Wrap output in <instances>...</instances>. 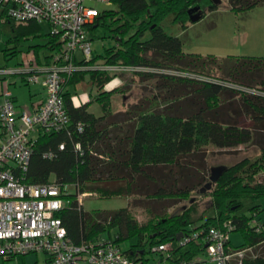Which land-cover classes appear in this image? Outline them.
Returning a JSON list of instances; mask_svg holds the SVG:
<instances>
[{"label": "trees", "instance_id": "1", "mask_svg": "<svg viewBox=\"0 0 264 264\" xmlns=\"http://www.w3.org/2000/svg\"><path fill=\"white\" fill-rule=\"evenodd\" d=\"M111 3L114 8L101 10L88 29L94 33L101 27L118 46L105 49L102 56L94 55L89 66L104 60L106 66L173 69L205 80L133 73L141 79H155V92L114 115L111 97L120 91L103 90L111 81L108 73L91 69L75 72L69 84L83 83L88 76L89 84L98 89L95 101L103 116L89 113L88 103L74 106L71 96L65 94L68 126L39 135L23 182L46 184L53 177V182L62 188L73 186L74 192L60 197L67 205L56 213L68 239L79 245L104 235L111 238L114 230L123 253L141 264H148V253L158 254V264L163 257L153 249L165 244L172 245L165 264H189L202 258L206 237L212 230L228 229V246L234 250L252 251L263 245L264 221L259 225L253 222L264 218V205L258 202L264 200V180L256 177L264 170V141L257 158L244 156L221 166L224 169L215 183L211 182L212 168L207 164L206 150L253 145L256 133L264 132V57L220 58L185 53L181 39L168 35L163 22L170 18L172 24L185 31L193 24L190 11L194 8L204 18L226 3L231 12L241 14L264 5V0H221L220 4L213 0ZM0 23L8 24L13 32V46L4 53L6 60L16 56L22 42L44 41L27 51L39 63L60 46L56 36L44 32L43 24L15 22L8 18L6 8L0 7ZM42 49L46 55L41 54ZM76 64L83 65L82 61ZM241 117L251 121L253 127L241 126ZM61 144L63 150L59 149ZM47 153L52 157L45 158ZM15 173L20 177L19 171ZM197 191L207 195L208 201L199 203L194 199L192 195ZM84 193L103 197L137 195L157 202L176 200L187 204L178 213L162 214L139 224L128 207L84 212L78 203V196ZM235 232L243 239L237 247L230 242V235ZM187 236L196 237L185 248L178 246V241ZM242 264H264V255L247 253Z\"/></svg>", "mask_w": 264, "mask_h": 264}, {"label": "built area", "instance_id": "2", "mask_svg": "<svg viewBox=\"0 0 264 264\" xmlns=\"http://www.w3.org/2000/svg\"><path fill=\"white\" fill-rule=\"evenodd\" d=\"M110 2L111 0H0V7L6 8L8 18L15 22L35 21L46 24L60 44L47 60L40 63L32 59L22 62L18 67H0V80L5 81L6 85L0 95V264H7L17 256L30 254L44 255L42 262L36 261L34 264H141L127 257L113 236L73 244L68 239L61 220L56 217V213L67 205L60 198L67 193L66 187L62 188L55 182H23L39 135L59 132L68 126L65 90L75 72L92 68L89 65L94 55L88 26L101 11L92 4L107 5ZM78 54L81 55L80 59ZM76 61H82L83 65H77ZM106 67L129 73L168 74L166 70H169ZM182 74V77L193 76ZM10 77L21 79L27 86L40 85L45 92L44 102L34 111L17 112L9 90ZM196 79L205 80L199 77ZM73 102L76 104L74 98ZM59 149L63 150L64 145L61 144ZM44 157L51 158L52 155L47 153ZM16 171L20 172V177L16 176ZM228 231H210L206 237L205 255L189 264H231L232 260L236 264H242L245 251L250 249L230 248ZM195 237L180 239L178 246L185 248ZM171 250V244L153 249L163 257L158 264H165Z\"/></svg>", "mask_w": 264, "mask_h": 264}, {"label": "rangeland", "instance_id": "3", "mask_svg": "<svg viewBox=\"0 0 264 264\" xmlns=\"http://www.w3.org/2000/svg\"><path fill=\"white\" fill-rule=\"evenodd\" d=\"M92 5L100 10L114 8L111 2L107 5L98 3H93ZM170 20V18H167L163 22L164 30L168 35L181 39L185 53L200 54L203 56L213 55L220 58L227 56L264 57V5L258 6L246 13L234 14L227 8L226 3H224L217 11L206 13L200 21L190 24L185 31L179 25L172 24ZM42 27L45 33L50 32L48 25L43 24ZM90 34L93 55L97 57L104 55L105 49L118 46L117 42H114L110 37V34L106 33L101 27ZM12 37L13 32L10 26L0 23V66L7 68L18 67L23 62L30 46L44 43L40 39L22 42L18 45L17 49L19 52L16 56L6 60L4 53L6 49L13 46L10 43ZM41 54L46 55L47 51L42 49ZM91 67V70H100L108 73L111 78V83L108 88L119 89L120 92L111 97V108L114 113H117V111H126L136 102L141 101L144 97H148L150 93L153 94L155 92L153 88L155 79L145 80L141 79V77L134 76L133 73L116 71L111 69V67H106L104 60H98ZM166 72L168 74L183 75L173 69L166 70ZM194 77L198 78L197 76H192V78ZM2 82L4 84L5 81L0 80V94L2 93ZM9 83L10 92L17 95L20 101L28 98L30 91H36L38 87L37 85L26 86L15 77H10ZM89 85L86 83L81 84L79 85V89L87 93L89 92ZM78 95L81 97L80 93ZM89 111L97 112L101 111V108L96 103L90 107ZM239 123L246 128L253 127V123L244 117L240 118ZM262 140L264 141V132H257L254 140L255 144L253 145H243L231 149L208 147L206 150V155H209L207 164L210 168H218L231 165L244 156L255 159L259 156V148L263 145ZM256 177L258 181L264 180V170L259 172ZM110 187L113 189L115 185ZM73 190V188L69 187L66 192L67 194L68 192L72 193ZM192 197L197 199L199 203H205L209 199L207 195H200L198 191L194 192ZM81 199H83L82 209L84 212H91L93 210L111 212L127 206L139 224H146L150 219L162 214L178 213L187 204V202L179 203L176 200L157 202L137 195L103 197L97 194ZM258 202L264 205V200ZM263 221L264 218H261L257 222H253V224L259 225ZM111 235L114 237V230L111 232ZM105 237L107 236L104 235ZM230 242L234 247L240 246L243 243L241 234L237 232L231 233ZM124 247H127V245H122V248ZM247 253L249 255H264V244L252 251H245L244 255H247ZM146 258L148 259V264H156L158 254L148 253ZM43 260V254H30L27 256H17L16 259H13L7 264H34L36 261L42 262ZM232 263L234 264L236 261L232 260Z\"/></svg>", "mask_w": 264, "mask_h": 264}, {"label": "crops", "instance_id": "4", "mask_svg": "<svg viewBox=\"0 0 264 264\" xmlns=\"http://www.w3.org/2000/svg\"><path fill=\"white\" fill-rule=\"evenodd\" d=\"M78 56H79V59H80L81 58V55L78 54ZM27 59L29 61V60H32V59H35V58L33 57V54L29 52V53H27V55L23 59V62L24 61H27ZM18 80L22 84H24L21 81V79H18ZM85 83L86 84H89V78H88V76L85 78V81L83 83H80V84H77V85H70L69 84L67 86L66 90H65V94H69L71 96L72 102H73V98L75 99L76 104L73 102L74 106L79 107V105L88 103L89 104V107H88V112L89 113H92L95 117H101V116H103L102 109H101V111H97V112L89 111L90 110V107L93 104H96L97 103L95 100H96V97L99 94V92H98V89L96 87L92 86V85H89L90 88H89V92H87V93L84 92V91H82L81 89H79V85L85 84ZM108 84H110V83H107L104 86V89L103 90H105V91L113 90L112 88H108V86H109ZM37 86L38 87H37L36 91H33V92L30 91V95L28 96V98H26L25 100H22V101L19 100V98H18L17 95H15V94H13L11 92V94L13 96V99L15 101V104H16V110H17V112H21V111H24V110L25 111H27V110L28 111H34L36 108H38L42 104V102H44V100H45V92H44V89L40 85H37ZM5 89H6V85H5V83L3 84V82H2V85H1V91H2V93H3V91ZM78 93L81 94V97L78 95ZM111 112H112V114L115 115V114H121V113H123L125 111H117V113H114L113 111H111ZM51 178H52L51 181L53 182L54 179H53V177H51ZM69 187L70 188H73L75 190V188L73 186H66V190H68ZM74 190H73V192H74ZM68 194H70V193L68 192ZM92 195H97V194L96 193H84V194L78 196V203H79L81 209H82V202H83V199H81V198L91 197ZM121 196H123V195H121Z\"/></svg>", "mask_w": 264, "mask_h": 264}, {"label": "water", "instance_id": "5", "mask_svg": "<svg viewBox=\"0 0 264 264\" xmlns=\"http://www.w3.org/2000/svg\"><path fill=\"white\" fill-rule=\"evenodd\" d=\"M214 3L216 4H220L221 3V0H213ZM199 9L198 8H194L190 11V20H191V23H196L198 21H200L202 19V14L199 12V13H196ZM224 168L223 167H218V168H212L211 169V172H212V175H211V182L212 183H215L218 176L221 174L222 170ZM210 185H208L207 187H209ZM177 240H179V237L177 238Z\"/></svg>", "mask_w": 264, "mask_h": 264}]
</instances>
